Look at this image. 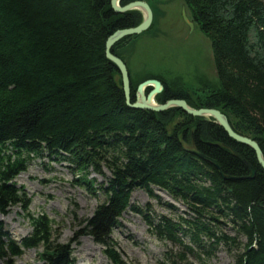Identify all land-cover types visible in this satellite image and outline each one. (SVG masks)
<instances>
[{"label":"trees","instance_id":"trees-1","mask_svg":"<svg viewBox=\"0 0 264 264\" xmlns=\"http://www.w3.org/2000/svg\"><path fill=\"white\" fill-rule=\"evenodd\" d=\"M183 1L210 41L219 88L196 106L187 87L158 77L163 89L156 102L183 99L195 108H221L233 130L257 141L264 155V0ZM141 20L138 10L116 13L110 0H0V212L17 203L28 207L13 180L32 156L48 151L68 160L88 190L104 194L87 228L105 245L112 264H124L109 243L112 227L128 208L132 190L141 187L151 194L152 185L187 207L191 219L182 220L193 230L194 242L203 235L211 249L234 250V264H264V170L255 152L211 117L126 104L105 43L116 30ZM142 34L122 38L111 52L127 65L122 51ZM129 74L133 102L138 79ZM180 113L189 119L188 129L171 126ZM187 146L219 168L185 151ZM225 146L252 165L254 178H244L248 168ZM102 167L110 177L98 187L87 175L90 169L101 173ZM220 171L241 178L224 179ZM30 222L32 232L19 244L3 241L0 234V259L42 245L39 257L45 264H71L70 250L51 238L52 220L41 214L30 215ZM219 222L236 234L218 232ZM176 227L164 218L151 231L180 244Z\"/></svg>","mask_w":264,"mask_h":264},{"label":"rangeland","instance_id":"rangeland-1","mask_svg":"<svg viewBox=\"0 0 264 264\" xmlns=\"http://www.w3.org/2000/svg\"><path fill=\"white\" fill-rule=\"evenodd\" d=\"M144 1L153 10L154 28L142 32L122 51L128 60V72L130 70L138 79L134 95L141 82L147 79L160 81L158 77H161L174 86L187 87L191 99L199 106L219 88L209 39L199 31L192 20L190 7L183 0ZM142 70L147 74L139 75L144 73ZM149 90L150 87L146 88L145 94ZM218 110L222 112L221 108ZM188 120L184 114H177L171 126L184 124L188 129L191 126ZM101 171L90 169L87 175L98 187L105 186L110 177L108 169L102 167ZM78 176V171L60 155L43 151L32 156L26 170L13 180L19 193H24L28 207L23 209L17 203L6 212H0V233L7 235L2 240L7 241L9 237L19 244L32 232L30 215L44 214L52 220L51 238L70 250L71 264H112L104 253L105 245L97 242L87 228L88 220L105 201V196L99 190H88L86 184L77 181ZM150 189L151 194L141 187L132 190L128 208L111 229L109 243L124 264H234V250L223 245L211 249L203 235L199 242L193 241V230L182 220L191 219L184 204L157 186L152 185ZM164 218L177 226L175 236L180 239V244L160 238L151 231L152 226ZM221 222L218 232L236 234L230 225ZM239 240L246 241L243 237ZM186 245L190 250L185 248ZM42 249V245L23 249L19 256L8 262L0 259V264H45L39 257ZM209 251L211 255L207 257Z\"/></svg>","mask_w":264,"mask_h":264},{"label":"water","instance_id":"water-1","mask_svg":"<svg viewBox=\"0 0 264 264\" xmlns=\"http://www.w3.org/2000/svg\"><path fill=\"white\" fill-rule=\"evenodd\" d=\"M110 5L111 8L116 12V13H124L127 11L135 10V7L138 5H142L145 7L147 14L142 16L141 22L133 27H127L123 29H118L115 32H113L106 40L105 43V55L106 57L112 61L118 68L120 76H121V83H122V89L124 92L125 96V102L126 104L135 109H147L151 111H163L171 107H177L182 109L185 113L191 115V116H197V117H205V118H213L214 122L217 123L219 126H221L224 131L228 134V136L239 142L242 143L248 147H250L256 155L257 162L259 165L262 167L264 170V155L262 152L261 147L255 141L254 139L237 133L233 130L231 127L229 120L227 119L226 115L219 111L216 108H199L195 109L192 108L187 104V102L183 99H169L165 101L164 103H158L156 102L155 96L160 93L163 89V85L160 81L156 79H147L141 82L137 86V90L135 93V100L131 102V97H130V80H129V72L126 66V63L118 56L114 55L111 52L112 46L120 41L122 38L127 37V36H132V35H138L145 30H147L150 25L152 24L153 21V12L150 7V5L144 1V0H134L131 2H128L124 5H120V0H110ZM150 87V90L148 91L147 94H145L146 88ZM139 96V97H138ZM153 101L152 103L147 102L148 100ZM236 158H238L240 161H242L246 167L249 170V175L244 177V178H254L255 176V170L252 167V165L239 153H237L233 148L230 146H225ZM185 151L192 153L193 155L197 156L198 158L212 164L213 166L219 168L217 162L210 157L202 154L199 150H197L194 146H187L185 147ZM221 175L223 176L224 179H238L241 177H233L229 175H224L220 171Z\"/></svg>","mask_w":264,"mask_h":264},{"label":"bare ground","instance_id":"bare-ground-1","mask_svg":"<svg viewBox=\"0 0 264 264\" xmlns=\"http://www.w3.org/2000/svg\"><path fill=\"white\" fill-rule=\"evenodd\" d=\"M120 1H121V0H120ZM135 10L140 11L141 14H142V16L147 14V11H146L145 7H143L142 5H138V6H136V7H135ZM134 97H135V96H134ZM138 97H139V96H138ZM147 102L152 103L153 101H151V99H150V100H148ZM211 119H212V118H211ZM247 147H248V146H247Z\"/></svg>","mask_w":264,"mask_h":264},{"label":"crops","instance_id":"crops-1","mask_svg":"<svg viewBox=\"0 0 264 264\" xmlns=\"http://www.w3.org/2000/svg\"><path fill=\"white\" fill-rule=\"evenodd\" d=\"M152 12H153V10H152Z\"/></svg>","mask_w":264,"mask_h":264}]
</instances>
